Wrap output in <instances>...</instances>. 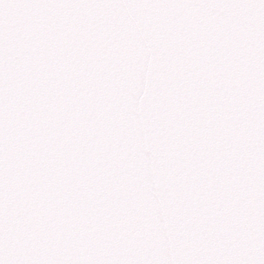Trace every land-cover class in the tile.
Masks as SVG:
<instances>
[{"label": "snow or ice", "instance_id": "snow-or-ice-1", "mask_svg": "<svg viewBox=\"0 0 264 264\" xmlns=\"http://www.w3.org/2000/svg\"><path fill=\"white\" fill-rule=\"evenodd\" d=\"M0 264H264V0H0Z\"/></svg>", "mask_w": 264, "mask_h": 264}]
</instances>
